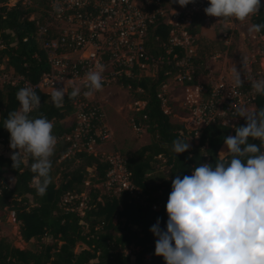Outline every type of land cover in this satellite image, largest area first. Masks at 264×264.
Returning a JSON list of instances; mask_svg holds the SVG:
<instances>
[{
    "label": "trees",
    "instance_id": "obj_1",
    "mask_svg": "<svg viewBox=\"0 0 264 264\" xmlns=\"http://www.w3.org/2000/svg\"><path fill=\"white\" fill-rule=\"evenodd\" d=\"M22 1L9 6V0H0V66L3 67L0 74L20 78L15 84L0 82V143L4 146H10V133L3 121L19 108L16 93L23 88V82L36 85L48 69L37 30L47 18L49 0ZM261 5L260 14L250 17L251 25L264 23V0ZM169 19L166 13L148 27L145 46L155 57L167 49ZM188 31L197 36L191 84L197 82L196 77L207 74V60L223 51L228 57L237 54L238 37L234 30H226V37L211 39L203 35L202 18L195 17ZM256 35L264 37V31ZM172 51L182 53L178 48ZM171 69L164 63L154 77L118 81V85L145 103L142 110L136 111L133 122L150 137V142L135 152L126 157L120 154L126 161L132 184L141 192L135 197L127 192L118 196L100 193L95 185L105 181L109 164L101 155L85 151L69 153L71 143L63 138L73 128V124L64 122L73 114V100L66 95L63 107L57 108L51 94L34 90L41 98V107L32 115L43 113L54 123L58 138L51 157L52 182L41 196L33 183L31 158L15 169L11 160L13 149L9 156L0 155V212L12 213L22 240L34 242L32 248L19 250L7 238L0 237V264H165L163 257L155 255L156 237L150 228L161 218V227L166 230V204L172 180L177 174L181 178L191 175L193 168L201 163L214 165L219 150L225 146L224 138L234 136L235 128L246 124L244 118L233 128L219 122L210 123L200 130L197 145L177 156L172 150L173 141L192 138L194 133H187L182 125L172 123L162 109L159 89L169 78ZM253 103L257 110L264 108V96L255 94ZM250 142L260 145L258 140ZM156 165L164 166L166 173L154 175ZM153 206L157 209L153 210ZM78 245L86 249L75 252Z\"/></svg>",
    "mask_w": 264,
    "mask_h": 264
},
{
    "label": "clouds",
    "instance_id": "obj_2",
    "mask_svg": "<svg viewBox=\"0 0 264 264\" xmlns=\"http://www.w3.org/2000/svg\"><path fill=\"white\" fill-rule=\"evenodd\" d=\"M193 2L178 0L181 7ZM209 4L205 13L225 23L245 22L259 15L262 6L261 0H209ZM248 31L261 33L264 23L252 24ZM246 69L244 58L243 73ZM105 70L103 64L97 63L85 74V96L103 90ZM243 73L233 67L236 88L243 87L247 80ZM251 88L264 96V79L252 80ZM80 94L79 87L71 93L66 87H55L51 100L61 108L66 95L74 100ZM16 99L19 108L3 121L10 133L12 166L19 169L30 157L33 183L43 196L52 182L51 157L58 143L55 125L43 113L32 115L41 107L34 86L19 89ZM233 116L244 118L246 124L236 127L234 136L224 138L227 151L219 152L215 164L201 163L191 175L181 178L177 174L171 182L166 230L161 227V218L150 228L156 237L155 255L163 257L165 264H264V108H237ZM252 140L260 141V145ZM189 149V141H173L172 150L177 156Z\"/></svg>",
    "mask_w": 264,
    "mask_h": 264
},
{
    "label": "built area",
    "instance_id": "obj_3",
    "mask_svg": "<svg viewBox=\"0 0 264 264\" xmlns=\"http://www.w3.org/2000/svg\"><path fill=\"white\" fill-rule=\"evenodd\" d=\"M166 4L167 0H49L47 18L37 30L39 47L45 55L48 69L38 83L32 86L34 90L49 94L55 87H66L67 93L74 87L80 88L81 94L72 101L74 111L69 117L73 128L63 137L71 143L69 153L85 151L100 155L95 148L110 141L112 137L104 122L102 106L90 101V96L84 95L87 91L85 74L97 63L103 64L106 69L103 73V90L118 84L122 78L150 76L161 64L170 65L172 72L169 77L175 76L180 90L185 93L186 110L191 116L195 115L191 132L197 137L200 130L210 123L219 122L229 126L227 122H238L240 118L233 116L235 109L254 106L255 93L247 89L255 78L251 64L247 63L243 73L241 62L242 67L238 71L247 76L241 88H236L234 81H228L232 69L222 73L227 78L208 77L205 78L207 85L200 81L191 84L194 80L192 58L195 56L197 36L190 34L188 28L193 18L201 17L202 28L207 29L216 30L224 23L205 13L204 9L210 6L209 0H194L186 7L179 5L176 11L167 9ZM166 13L170 17L167 49L163 55L155 57L145 46L148 27ZM225 31L222 37H226ZM173 48L181 50V55L173 53ZM19 80L13 75L0 74V82L15 84ZM167 82L161 86L162 90L167 87ZM26 85L30 84L23 82L22 86ZM161 88L158 97L167 114L168 99L160 94ZM139 104V110H142L145 103ZM104 159L109 168L105 181L98 185L106 189L107 195L118 196L121 192H127L135 197L141 193L132 184L126 170V161L121 155H110ZM152 209L156 210L157 207L153 206Z\"/></svg>",
    "mask_w": 264,
    "mask_h": 264
},
{
    "label": "rangeland",
    "instance_id": "obj_4",
    "mask_svg": "<svg viewBox=\"0 0 264 264\" xmlns=\"http://www.w3.org/2000/svg\"><path fill=\"white\" fill-rule=\"evenodd\" d=\"M17 1L19 0H9L8 5L11 6ZM24 1L25 0L22 2ZM262 1L263 0H261V2ZM165 7L172 11H176L179 7L178 0H167ZM250 26L251 23L249 18L245 22H224L223 25L216 30L203 28V35L212 39H219L222 32L227 29L234 30L238 37L236 49V51H238V59L237 62H234L231 60V57H225V51L217 54L213 58L215 63L212 66L208 65L209 67L206 65L208 72L204 75L205 77H197V81H200L199 83H205V85H207L208 81L205 78L208 77H211V79L221 77L225 78L226 75L222 74V63L229 65L231 69L235 66L236 69L239 70L242 67L241 62L244 61V58H246L248 64L252 65L251 69L255 76V78L253 77V80L264 79V37L257 36L256 33L250 34L248 31ZM155 75L156 72L152 73L150 77H154ZM228 77L230 79H227L228 81H233L232 73H229ZM167 81V87L163 90L161 88L160 94L165 95L166 99H168V105H166L169 106L167 107L169 109L167 114L170 116V121L172 123L182 125L187 133H190L194 128V124L192 122L195 115L191 116L189 111L186 110L187 108L184 104L185 93L180 90L175 76L171 75ZM135 95V93H131L128 89L116 84L88 97L90 101L98 103L102 106L105 119L104 122L111 132V140L104 142L95 148V151L104 158L115 154H121L126 157L127 154L135 152L141 146L150 142V137L146 131H144V129L139 131L135 129L136 127L134 126L133 119L135 118L136 111L141 108L140 104L137 105V103L141 102L136 99L137 97ZM246 108L255 109V106H246ZM64 122L66 123L65 125L71 124V120L69 118L65 119ZM235 123H237V121L231 122L228 125L233 128L232 126H234ZM185 140L189 141L190 149L196 146L198 141L197 136H193L192 138L185 137ZM221 150L227 151L225 146H223L219 152ZM11 152L12 149L10 146H4L0 143V155L9 156ZM166 171L167 169L164 166L156 165L154 175L164 174ZM88 172L92 173V169H88ZM7 179L10 183L13 182L10 176H7ZM96 187L100 188L99 190L101 194L107 193L105 188H102L99 185ZM79 212L82 214L81 209H79ZM0 237L7 238L9 242L19 250L32 248L34 243L33 241L26 243L22 240L19 231V224L14 221L12 213L9 212H0ZM83 249H86V246L78 245L75 252H79Z\"/></svg>",
    "mask_w": 264,
    "mask_h": 264
},
{
    "label": "crops",
    "instance_id": "obj_5",
    "mask_svg": "<svg viewBox=\"0 0 264 264\" xmlns=\"http://www.w3.org/2000/svg\"><path fill=\"white\" fill-rule=\"evenodd\" d=\"M211 39H212V38H211ZM237 52H238V51H237ZM225 57L229 58L226 54H225ZM213 58H214V57H212L211 59L207 60V62H206V65H207V66H208V65H209V66H212V65L215 63V60H213ZM231 58H232V59H231L232 61L237 62V59H238V53H237L236 56L231 57ZM222 65H223V67H222V68H223V69H222V70H223V71H222L223 73L226 72L227 70H230V69H231V67H230L229 65H226L225 63H222ZM209 66H208V67H209ZM226 67H227V68H226Z\"/></svg>",
    "mask_w": 264,
    "mask_h": 264
}]
</instances>
